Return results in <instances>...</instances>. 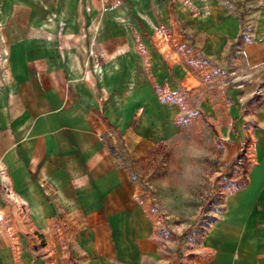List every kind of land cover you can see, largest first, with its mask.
<instances>
[{
    "label": "crops",
    "instance_id": "1",
    "mask_svg": "<svg viewBox=\"0 0 264 264\" xmlns=\"http://www.w3.org/2000/svg\"><path fill=\"white\" fill-rule=\"evenodd\" d=\"M194 98L253 161L189 258L135 169ZM0 170V264H264V0H0Z\"/></svg>",
    "mask_w": 264,
    "mask_h": 264
},
{
    "label": "rangeland",
    "instance_id": "2",
    "mask_svg": "<svg viewBox=\"0 0 264 264\" xmlns=\"http://www.w3.org/2000/svg\"><path fill=\"white\" fill-rule=\"evenodd\" d=\"M177 122L179 134L144 159L135 176L144 187L151 213L166 224L162 230L180 242L181 250L186 248L182 255L193 258L199 255L195 248L202 231L221 212L225 192L245 181L244 168L253 161L246 151H253V142L247 135V150L224 162L223 139L217 137L219 122L206 117L197 98L182 105ZM238 156L243 158L241 163Z\"/></svg>",
    "mask_w": 264,
    "mask_h": 264
},
{
    "label": "built area",
    "instance_id": "3",
    "mask_svg": "<svg viewBox=\"0 0 264 264\" xmlns=\"http://www.w3.org/2000/svg\"><path fill=\"white\" fill-rule=\"evenodd\" d=\"M158 34L163 38L164 41H169L171 38V32L169 31V28H167L165 25L160 24L157 28H156ZM238 163H241L243 161V158H241L240 156H238ZM0 175H2V172L0 170ZM6 191L9 193L8 188L6 187ZM2 219L1 216V212H0V220Z\"/></svg>",
    "mask_w": 264,
    "mask_h": 264
},
{
    "label": "trees",
    "instance_id": "4",
    "mask_svg": "<svg viewBox=\"0 0 264 264\" xmlns=\"http://www.w3.org/2000/svg\"><path fill=\"white\" fill-rule=\"evenodd\" d=\"M244 169H245V172H246L247 171L246 167Z\"/></svg>",
    "mask_w": 264,
    "mask_h": 264
}]
</instances>
